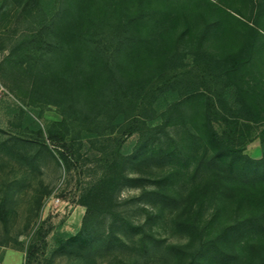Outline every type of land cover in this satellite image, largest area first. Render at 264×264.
I'll return each instance as SVG.
<instances>
[{
  "label": "trees",
  "instance_id": "16d2710c",
  "mask_svg": "<svg viewBox=\"0 0 264 264\" xmlns=\"http://www.w3.org/2000/svg\"><path fill=\"white\" fill-rule=\"evenodd\" d=\"M0 81L39 117L60 116L42 127L21 108L0 155L36 170L55 153L67 173L86 158L94 173L80 230L39 264L116 252L122 264H264V0H0ZM255 139L258 159L245 152ZM151 169L162 174L138 175ZM125 189L140 194L122 200ZM146 206L183 210L173 227L192 248L158 238Z\"/></svg>",
  "mask_w": 264,
  "mask_h": 264
},
{
  "label": "rangeland",
  "instance_id": "374dc122",
  "mask_svg": "<svg viewBox=\"0 0 264 264\" xmlns=\"http://www.w3.org/2000/svg\"><path fill=\"white\" fill-rule=\"evenodd\" d=\"M21 108L42 127L48 121L60 120L54 108H48L40 117L36 110L25 108L0 81V135L8 137L20 131L19 125L25 116L21 113ZM136 140L137 136L129 138L124 150L130 151ZM87 149L86 147L85 150ZM245 152L251 158H260L259 139L250 143ZM87 161L86 158L82 159L77 169L67 173L55 153L45 154L36 170L0 155V201L6 197L9 210L7 233L0 222V264H24L26 249L32 243L38 244L40 248L39 262L35 263L39 264L42 262V252L45 258L50 257L59 240L75 235L80 230L85 208L78 204V199L82 190L94 177ZM140 174L158 176L162 171L151 169L138 172V175ZM139 194V190L125 189L121 192L120 198L130 200ZM141 208L143 207L129 205L131 215H136V220L144 221L147 212L140 211ZM145 208L148 212L160 215L154 226L158 238L164 239L167 245L189 250L192 248L190 239L178 234L173 227L172 221L183 210L172 211L152 206ZM130 260L128 254L116 252L100 254L95 259V264H122ZM187 262L186 259L158 253L141 264H187ZM71 263H73L71 259L65 256H57L53 261V264Z\"/></svg>",
  "mask_w": 264,
  "mask_h": 264
}]
</instances>
